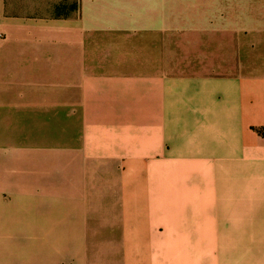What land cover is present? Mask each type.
<instances>
[{
	"label": "crops",
	"instance_id": "crops-1",
	"mask_svg": "<svg viewBox=\"0 0 264 264\" xmlns=\"http://www.w3.org/2000/svg\"><path fill=\"white\" fill-rule=\"evenodd\" d=\"M225 6L0 0V264H264V0Z\"/></svg>",
	"mask_w": 264,
	"mask_h": 264
},
{
	"label": "rangeland",
	"instance_id": "rangeland-1",
	"mask_svg": "<svg viewBox=\"0 0 264 264\" xmlns=\"http://www.w3.org/2000/svg\"><path fill=\"white\" fill-rule=\"evenodd\" d=\"M219 4L222 5V7H226L225 5H229V0H219ZM170 7H171V11H176L177 7H178V0H170ZM171 25H177L178 24V20L177 18L171 17ZM218 24H220V21L218 22ZM43 170L50 168L48 163H46V161H43V165H42ZM52 180V178L49 177H42L41 178V182L43 185H48L50 183V181Z\"/></svg>",
	"mask_w": 264,
	"mask_h": 264
}]
</instances>
